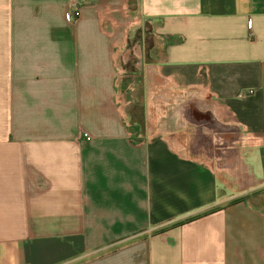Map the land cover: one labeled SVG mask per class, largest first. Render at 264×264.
<instances>
[{"label":"crops","instance_id":"0c3cea01","mask_svg":"<svg viewBox=\"0 0 264 264\" xmlns=\"http://www.w3.org/2000/svg\"><path fill=\"white\" fill-rule=\"evenodd\" d=\"M190 99L257 202L188 151ZM0 264H264V0H0Z\"/></svg>","mask_w":264,"mask_h":264},{"label":"water","instance_id":"95a60500","mask_svg":"<svg viewBox=\"0 0 264 264\" xmlns=\"http://www.w3.org/2000/svg\"><path fill=\"white\" fill-rule=\"evenodd\" d=\"M140 52L139 49L137 54L139 59H141ZM178 114L199 129L200 139L196 142L198 145L201 144L205 148L210 146L218 148L216 159L218 160L217 169L219 171L229 174L235 173L234 176H241V179L246 183L253 182L251 175L248 176L249 168L242 163L240 152L236 150L240 138L238 130H235V135H231L232 127L220 123L207 104L203 108L200 102L195 99L183 103L178 109ZM211 136L215 137V141Z\"/></svg>","mask_w":264,"mask_h":264},{"label":"rangeland","instance_id":"374dc122","mask_svg":"<svg viewBox=\"0 0 264 264\" xmlns=\"http://www.w3.org/2000/svg\"><path fill=\"white\" fill-rule=\"evenodd\" d=\"M145 29H146L145 33L148 34L147 27H145ZM136 36L138 37L139 35L137 34ZM133 43H134V39H133L131 44H133ZM129 67H130L131 71H134V72L136 71L137 72V67L135 68L132 65L129 66ZM128 110H131V112H132L129 115L130 116V120H132L133 117L134 118H140V117H142V115H145V110H144V113H142V109H140V108L138 109V108L135 107V109H132L131 107H129ZM187 130L189 131L188 133L190 135L189 136L190 137V139H189L190 144H189V150H188V151H190V154L195 155V156L196 155H201V154L204 155L205 154L204 150L202 151L199 148V150L196 151L193 148V139L195 137V129L191 128V127H187ZM211 138L214 139L213 141H215V137L214 136H211ZM183 139H184L183 136L179 137L178 143H180V144L183 143ZM212 159H213L214 165H216V167H217L218 160L216 158H212ZM230 174L227 173V172H223V174L220 175V177H219V179H224L225 180V186H224L223 189H225V194L226 195L228 194L229 196H231L229 198V202L237 201V200H248V199L250 201L254 202V203L257 202L258 201V196H260L262 194V189L263 188H255V187H257V185L254 182L246 183L245 181H243L241 179V176H239V175L234 176L235 173H230ZM249 186H252L253 188L252 187L249 188Z\"/></svg>","mask_w":264,"mask_h":264},{"label":"flooded vegetation","instance_id":"af4514ba","mask_svg":"<svg viewBox=\"0 0 264 264\" xmlns=\"http://www.w3.org/2000/svg\"><path fill=\"white\" fill-rule=\"evenodd\" d=\"M140 49V41L138 39L134 40V43L129 45L127 50L124 52V55L122 56V61L129 66H134L135 68L141 64L140 59L138 58L137 54ZM235 135V129L232 130L231 135ZM200 131L199 129L195 128V137H194V142H193V148L194 150L198 151L199 148L203 149L205 151V154L210 157V158H217L216 153L218 148H214V146L210 147H204L201 144H197L196 142L198 139H200ZM209 146V145H208Z\"/></svg>","mask_w":264,"mask_h":264},{"label":"built area","instance_id":"2783aa9c","mask_svg":"<svg viewBox=\"0 0 264 264\" xmlns=\"http://www.w3.org/2000/svg\"><path fill=\"white\" fill-rule=\"evenodd\" d=\"M68 18H69V20H71V21L74 19V17H73L71 14L68 15ZM244 95H245V94L242 93L240 96L242 97V96H244ZM83 136L85 137L86 140H90V137L88 136V134H84Z\"/></svg>","mask_w":264,"mask_h":264}]
</instances>
